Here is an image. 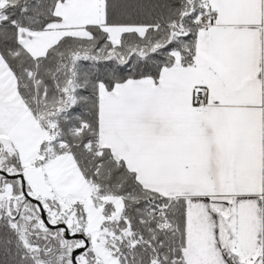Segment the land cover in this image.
<instances>
[{
	"label": "snow or ice",
	"instance_id": "obj_1",
	"mask_svg": "<svg viewBox=\"0 0 264 264\" xmlns=\"http://www.w3.org/2000/svg\"><path fill=\"white\" fill-rule=\"evenodd\" d=\"M0 264H264V0H0Z\"/></svg>",
	"mask_w": 264,
	"mask_h": 264
}]
</instances>
